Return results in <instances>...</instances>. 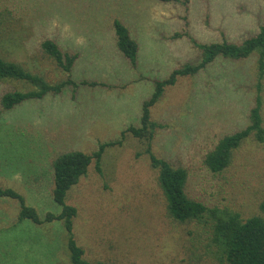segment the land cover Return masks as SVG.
Segmentation results:
<instances>
[{
    "label": "rangeland",
    "instance_id": "rangeland-1",
    "mask_svg": "<svg viewBox=\"0 0 264 264\" xmlns=\"http://www.w3.org/2000/svg\"><path fill=\"white\" fill-rule=\"evenodd\" d=\"M116 16L139 42L136 66L117 47ZM263 25L264 0H0L2 57L57 83L67 73L45 53L42 41L52 38L79 54L72 72L79 85L0 114V186L22 193L41 218L49 211L58 214L56 157L117 142L105 146L100 163L94 159L67 195L78 209L74 233L84 257L111 264H229L212 242L210 223L170 215L147 142L122 133L141 125L156 80L202 61L194 39L240 43ZM257 58L256 52L242 59L220 56L166 86L150 109L152 120L163 125L152 150L187 169L188 195L243 219L264 217V141L251 135L222 172L210 170L205 157L220 138L250 123L258 92L264 124ZM33 89L27 81L0 80V99L7 91ZM19 210L17 199L0 196V264H72L64 221L19 222Z\"/></svg>",
    "mask_w": 264,
    "mask_h": 264
},
{
    "label": "trees",
    "instance_id": "trees-1",
    "mask_svg": "<svg viewBox=\"0 0 264 264\" xmlns=\"http://www.w3.org/2000/svg\"><path fill=\"white\" fill-rule=\"evenodd\" d=\"M163 2H178L180 0H161ZM116 34V44L133 66L137 65L139 54V42L132 35L130 28L117 16L113 20ZM194 43L202 50V61L198 64H185L175 68L167 78L155 81V90L150 99L143 104L141 125L128 126L122 133L127 132L135 137L145 140L147 148L145 152L150 157L151 166L158 171V183L166 199L167 209L170 215L181 222L199 221L210 223L212 227V242L219 248L220 253L229 264H264V217L253 215L243 219L238 212L228 208L209 206L201 200L192 198L187 193V181L189 173L184 167H176L167 159L157 156L152 150V142L157 128L163 125L152 120L151 107L157 103L166 86L174 85L183 75H193L212 63L216 58L242 59L256 52L257 58V86L262 91L264 79V25L260 30L240 43L224 40L223 42L201 43L194 39ZM42 49L59 67L67 73V78L57 83L48 82L43 76L27 69L23 64L5 59L0 55V80L17 79L30 82L35 89L22 91L13 90L5 92L1 99L0 114L12 110L29 99H43L47 94H60L68 85L77 86L79 83L72 78L73 68L78 59L77 52L64 50L59 43L46 38L41 43ZM86 85H106L96 81L82 80ZM259 93V92H258ZM256 95L255 105L249 114L250 123L234 133L220 138L213 150L205 157V164L213 172H222L231 163L233 152L251 135L259 141H264V124L262 115L263 96ZM117 142L100 144L99 149L92 153L82 150H71L60 154L53 162V198L61 205L60 213L47 212L41 218L34 206L28 205L26 197L12 187H1L0 196L17 199L20 204L18 214L19 222L30 219L35 223L61 219L64 221L68 233L67 246L72 264H111L105 261H91L84 257L85 250L78 243L74 233V218L77 216L76 206L67 203V195L70 189L87 174L89 166L95 159L98 163L102 160L105 146L114 145ZM260 209L264 212V199L260 203Z\"/></svg>",
    "mask_w": 264,
    "mask_h": 264
}]
</instances>
